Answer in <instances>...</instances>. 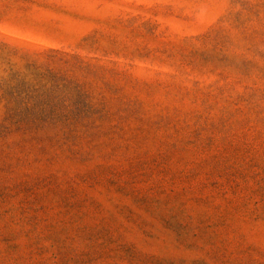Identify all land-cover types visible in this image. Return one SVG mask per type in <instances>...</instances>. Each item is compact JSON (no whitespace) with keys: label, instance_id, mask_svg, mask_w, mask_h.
I'll use <instances>...</instances> for the list:
<instances>
[{"label":"rangeland","instance_id":"rangeland-1","mask_svg":"<svg viewBox=\"0 0 264 264\" xmlns=\"http://www.w3.org/2000/svg\"><path fill=\"white\" fill-rule=\"evenodd\" d=\"M0 264H264V0H0Z\"/></svg>","mask_w":264,"mask_h":264}]
</instances>
